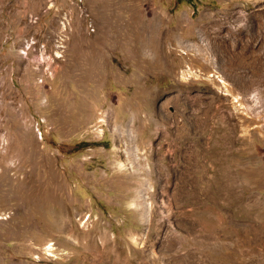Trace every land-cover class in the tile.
Here are the masks:
<instances>
[{"label": "rangeland", "instance_id": "374dc122", "mask_svg": "<svg viewBox=\"0 0 264 264\" xmlns=\"http://www.w3.org/2000/svg\"><path fill=\"white\" fill-rule=\"evenodd\" d=\"M93 3L0 0V264H264V0Z\"/></svg>", "mask_w": 264, "mask_h": 264}, {"label": "bare ground", "instance_id": "6f19581e", "mask_svg": "<svg viewBox=\"0 0 264 264\" xmlns=\"http://www.w3.org/2000/svg\"><path fill=\"white\" fill-rule=\"evenodd\" d=\"M94 1V5H93V13L95 14V17H96V19H97V21L98 20H100L101 22H102V19L103 18H106L105 16H104V14L102 13L103 12V10H104V8L106 7V5L108 6V5H110V2L111 1H114V0H93ZM132 1V0H131ZM135 1V0H134ZM86 2V1H85ZM117 2V1H116ZM119 2V1H118ZM135 3V2H134ZM143 4V3H142ZM113 7V6H112ZM110 8H111V6H110ZM142 8V7H141ZM117 9V8H116ZM142 10V9H141ZM124 11V10H123ZM138 11V10H137ZM140 11V10H139ZM117 12V11H116ZM143 13V12H142ZM144 14V13H143ZM131 15V14H130ZM107 16V15H106ZM117 16V15H116ZM125 15L123 14V17H124ZM118 17H120V16H118ZM125 18V17H124ZM130 18V17H129ZM128 18V19H129ZM108 22H110V21H108ZM131 22V21H130ZM106 25V24H105ZM100 26V25H99ZM103 26V25H102ZM127 26V25H126ZM104 27V26H103ZM96 48V47H95ZM89 49V48H88ZM89 51V50H88ZM94 51V50H93ZM87 52V51H86ZM92 52V51H91ZM92 56V55H91ZM84 58V57H83ZM92 58V57H91ZM88 59V58H87ZM91 60V59H90ZM47 62L50 64V61L49 60H47ZM85 63V62H84ZM72 64V63H71ZM55 69L56 68H54L53 70L55 71ZM52 70V75L53 74H55V72ZM58 71V70H57ZM54 72V73H53ZM183 74H186V75H191V74H197L195 71H192V70H186L185 72H184V70H183V72H182ZM57 74V73H56ZM82 74V73H81ZM182 74V75H183ZM87 92V91H86ZM238 100V99H237ZM240 104V103H239ZM236 106H237V108H239L238 107V105L237 104H235ZM101 120H104L103 118H101ZM246 209V208H245ZM244 209V210H245ZM241 211H243V209L241 210ZM244 212V211H243ZM245 212H248V209H247V211L245 210ZM244 212V213H245ZM252 213V212H251ZM238 214H239V212H238ZM247 214V213H246ZM242 215V214H241ZM240 215V216H241ZM248 215H250V212L248 213ZM248 215H247V217H248ZM243 216V215H242ZM245 216V215H244ZM237 217H239V216H237ZM246 217V218H247ZM250 217H252V215L250 216ZM249 217V218H250ZM253 219V218H252ZM232 220H234V219H232ZM254 220V219H253ZM225 221V220H224ZM232 223V222H231ZM261 223V222H260ZM263 224V223H262ZM262 226V225H261ZM238 227H240V226H238ZM237 228V227H236ZM258 228V227H257ZM260 228V227H259ZM240 229H238V230H234V229H227L226 227H224V234L225 235H227L228 234V236H234V238H235V240H236V243H235V246H236V248H237V254L238 255H240L241 254V252H242V246L244 245V244H248L249 245V249H248V251H251V252H253V253H256L257 252V244L259 243H257V241L256 242H254L252 239H250V237H249V235H251V234H249V232H251L250 230H248V229H244L243 230V232H240L239 231ZM262 230V229H261ZM253 231V230H252ZM264 232V231H263ZM254 233V232H253ZM260 233H258V232H255V237L254 238H257V236L259 235ZM261 235H263V234H261ZM261 237V236H260ZM262 238H263V236H262ZM263 242V241H262ZM263 244V243H262ZM261 245V244H260ZM260 245H259V247H260ZM264 245V244H263ZM235 251V252H236ZM230 253V252H229ZM233 253V252H232ZM247 254V253H246ZM228 255V254H227ZM261 255V254H260ZM225 258V257H224ZM241 258V257H240ZM231 259H232V257H231ZM233 262V261H232ZM236 262V261H235ZM241 262V261H240ZM238 263V262H237Z\"/></svg>", "mask_w": 264, "mask_h": 264}, {"label": "built area", "instance_id": "2783aa9c", "mask_svg": "<svg viewBox=\"0 0 264 264\" xmlns=\"http://www.w3.org/2000/svg\"><path fill=\"white\" fill-rule=\"evenodd\" d=\"M50 253V252H49Z\"/></svg>", "mask_w": 264, "mask_h": 264}]
</instances>
